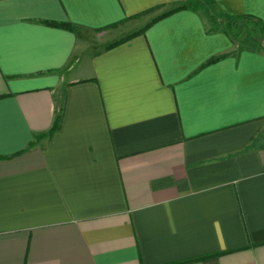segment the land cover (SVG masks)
<instances>
[{
	"label": "crops",
	"instance_id": "0c3cea01",
	"mask_svg": "<svg viewBox=\"0 0 264 264\" xmlns=\"http://www.w3.org/2000/svg\"><path fill=\"white\" fill-rule=\"evenodd\" d=\"M187 1L0 0V264H264V51L204 9L92 42Z\"/></svg>",
	"mask_w": 264,
	"mask_h": 264
},
{
	"label": "trees",
	"instance_id": "16d2710c",
	"mask_svg": "<svg viewBox=\"0 0 264 264\" xmlns=\"http://www.w3.org/2000/svg\"><path fill=\"white\" fill-rule=\"evenodd\" d=\"M204 6H206L210 10V12L208 13V16H207L208 23L211 25V29L208 31L209 33L224 34L232 42H234L239 37H241V33L243 32V30H245V29L250 30L249 27H251L252 29L255 28L256 31L259 33L260 38H261V42H259L260 48L262 51H264V27H263V24L260 20L255 19L253 17H249V16H238V17L224 16L223 13L220 11V9L218 8V6L216 5V3L213 0H206V4H204ZM204 6L201 5L200 2L195 4L194 2L188 0L184 6L177 8V9H173L169 12H166V13L158 16L150 24H148L145 28H143L139 32L133 33V34H131L127 37H124V38H122V39H120V40H118L112 44L107 45L105 47V51L112 50V49L124 44L125 42L130 41L133 38L144 34L146 32V30L149 29L155 23H157V22L161 21L162 19L167 18V17H169V16H171V15H173L179 11L190 10V11L197 13L198 11L203 9ZM159 9L160 8H154V9L148 10L146 12H143L142 14L135 16V18H139V17L145 16L148 14H153L156 11H158ZM47 25L50 27H53V28L62 29V30L71 32L73 34H77L79 32V29L77 27L71 25V24L49 23ZM222 58H224V57L215 58V59L211 60L210 62H208L207 65L215 64L219 60H221ZM63 114H64V109L62 108V106L60 104L58 107V111L56 113V118H55L54 124L52 126V129L48 132V134L36 137L34 139V141L29 145V148L34 147L43 137H48L50 139L53 138V136L61 128V125L63 122ZM201 260H204V259L191 260V261H188L187 263H191L194 261H201Z\"/></svg>",
	"mask_w": 264,
	"mask_h": 264
},
{
	"label": "rangeland",
	"instance_id": "374dc122",
	"mask_svg": "<svg viewBox=\"0 0 264 264\" xmlns=\"http://www.w3.org/2000/svg\"><path fill=\"white\" fill-rule=\"evenodd\" d=\"M192 2H194L195 4L200 2L201 5L204 6V4H206V0H190ZM204 10H207L208 12H210L209 8H207L206 6L203 7ZM158 12L156 11L155 14H151V15H157ZM207 16L206 15V19H207ZM149 17H152V16H149ZM207 22V26L209 28H211V25L208 23V19L206 20ZM138 23H135L134 25H124L122 24L121 25V30H118L114 36H106L107 38L104 39L103 41L101 40V37L99 36H93L92 38V42L94 44V48L95 49H98V48H101V46H103L104 44V41L106 43H110L112 41H115V40H119V38H124L126 37L130 32H132L133 30L136 29V26ZM118 26H116L117 28ZM249 29H245L243 30V32L241 33V37H239L237 40L234 41V44H235V47H236V50L237 51H241V50H252V51H262L261 48H260V43L261 42V38H260V35L259 33L256 31V29H252L251 27H249ZM117 37V39L115 38ZM104 38V37H102ZM101 40V41H100ZM96 46L98 48H96Z\"/></svg>",
	"mask_w": 264,
	"mask_h": 264
}]
</instances>
